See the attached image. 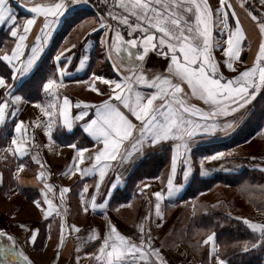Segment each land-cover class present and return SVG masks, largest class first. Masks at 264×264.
Listing matches in <instances>:
<instances>
[{
	"label": "snow or ice",
	"instance_id": "obj_1",
	"mask_svg": "<svg viewBox=\"0 0 264 264\" xmlns=\"http://www.w3.org/2000/svg\"><path fill=\"white\" fill-rule=\"evenodd\" d=\"M88 2L89 0H31L23 6L32 15L21 24L13 13L10 0H0V25H8L10 36L15 38L10 51H3L0 55V61L6 62L11 71L12 81L9 82L5 75L0 74V131L10 118L14 121V134L5 151L11 153L17 161L31 155L33 162L40 165L37 180L43 187L39 189V197L33 198L32 203L47 221L54 213L61 216L60 209L64 207L66 194L71 189H59L61 205H55L49 198V193L54 190V185L48 182L51 173L46 175L38 154L31 153L35 146V136L33 133L29 138L30 127L43 128L49 143H55L53 133L56 128L71 132L79 122L82 131L96 142L94 151L75 144L69 145L75 149V155L67 174L79 173L81 178L98 174L99 177L94 186L95 192L89 194L87 183L80 190V207L84 213H88L89 209L95 212L97 209L107 208L116 184L109 187V196L103 202L97 203V194L113 167L110 162L123 165L134 159L133 152L129 151V144L136 150V154L143 152L145 148L170 146L167 191L152 193L155 197V214L162 217L160 202L165 197L176 196L180 191L181 185L174 183L178 167L183 168L185 178L190 174L192 146L196 140L217 131L218 117L231 116L235 123L238 117L242 118L249 110L258 95L264 94V39L259 43L251 66L239 70L235 65L240 60V49L245 36L239 16L231 3L219 0V7L213 9L206 0H115L112 7L121 9V13L117 15L110 10L107 17L101 15L99 18V29H92L93 32L104 31L100 43L105 49L107 60L112 62V68L120 74L116 79L92 74L88 82L91 91L106 98L98 103L80 100L73 105L70 98L63 95L61 102L59 89L64 87L63 77L69 75L68 65L73 59L71 54L65 55L70 49L64 48L54 57L60 79L49 77L42 83L41 90L47 103H34V107L39 110V115L34 120L28 123L16 120L26 91L40 87L39 81L35 79L37 62L59 20L76 5ZM260 3L264 4V0H260ZM240 6L256 22L261 37H264V14H253L247 8L246 0H240ZM230 16L235 19L234 28L230 25ZM38 17H43L40 33L36 36V42L31 45L30 52H26L25 49L29 47L26 43L28 34ZM109 20L118 23L113 27ZM120 25L126 27V35ZM218 25L221 26L222 37L226 35V46H223L226 59L223 64L229 70L237 72L231 78L223 76L214 57V47H222L213 36V28ZM150 54L165 59L166 67L163 71L153 72L146 68ZM86 59L88 57L81 59V67ZM62 61L67 63L61 66ZM97 82L106 88H101ZM190 98L202 101L207 110L190 103ZM73 107L79 110L75 114ZM224 127L230 128L232 124L226 123ZM86 153L91 163L82 166ZM225 155V152L218 151L204 157L201 160V175L206 174L204 160H217ZM26 167L25 163L19 162L13 173L14 178L19 180L18 173ZM2 183L3 177L0 174V184ZM256 187L264 190V186ZM140 192L143 195V189ZM66 215L67 208L64 207V216ZM105 216L107 217V213ZM144 219L150 220V217ZM236 219H243L244 225L254 234L252 241L244 242L241 251L264 248V222L241 217ZM105 223L107 231L103 234L100 247L95 253L86 254L95 264H166L160 249L153 246L150 230L145 237L143 222L138 225L139 242L122 234L110 219L106 218ZM19 227L28 233L26 240L35 244L39 229L29 228L23 223ZM66 228L69 229V234L81 231L77 225H67L62 216L59 222L61 247ZM0 238L9 241L7 244L0 243V264H33L23 248L18 246L15 236L0 229ZM99 238L100 234L96 229L89 231L90 241ZM203 244L212 245L209 258L213 264H229L219 252L215 233L207 235ZM79 250L78 248L77 251ZM79 261L80 257L77 256V264Z\"/></svg>",
	"mask_w": 264,
	"mask_h": 264
},
{
	"label": "crops",
	"instance_id": "obj_2",
	"mask_svg": "<svg viewBox=\"0 0 264 264\" xmlns=\"http://www.w3.org/2000/svg\"><path fill=\"white\" fill-rule=\"evenodd\" d=\"M30 2L31 0H10L13 13L17 15L21 24L32 15L23 6L24 3ZM206 2L213 9L219 7V0H206ZM225 2L234 6L245 36L240 49V60L235 65L239 70H243L246 66H251L259 43L264 37H261L256 22L252 21L245 8L240 6V0H225ZM90 3L76 5L59 20L37 62L38 71L35 79L39 81L40 87L26 91L25 100L19 105L16 120L28 123L39 115L34 103L37 101L47 103L41 90L42 83L49 77L60 79L59 73L56 72L54 57L64 48L70 49L65 55L71 54L73 59L68 65L69 75L63 77L64 87L59 89L61 102L63 95H67L73 105L80 100L98 103L106 98L91 91L88 82L92 74L112 79L118 78L120 74L112 68V62L107 60L105 49L100 43L104 31H92L93 28L99 29L98 20L101 15L99 9ZM246 4L253 14L257 16L264 14V4H261L260 0H246ZM110 10L117 15L122 11L108 5L105 17ZM109 22L113 27L118 23L113 20ZM229 22L234 28L235 19L230 16ZM42 23L43 17H38L37 23L28 34L26 43L29 47L25 49L26 52H30L31 45L36 42ZM220 27L218 25L213 28V36L222 45V47H214V57L220 65L223 76L231 78L237 72L229 70L223 64L226 59L223 54L226 35L222 37ZM120 28L126 35V27L120 25ZM9 32L8 25H0V55L3 51H10L14 45L15 38L11 37ZM72 45L75 47L73 48ZM100 46L104 57L98 54ZM84 57L88 59L81 67L80 61ZM63 63L67 61H62L61 66ZM165 67L166 61L163 57L150 54L146 64L147 69L157 72L163 71ZM0 74L5 75L9 82H12L11 71L6 62L0 61ZM97 84L101 88H106L99 82ZM189 102L207 110V106L197 98H190ZM72 111L75 114L79 110L73 107ZM218 121L217 131L199 137L193 144L191 171L187 178L183 175V168L178 167L174 183L181 185L180 191L176 196L165 197L160 202L162 217H157L155 214V197L152 193L167 191L170 146L145 148L143 152L136 154V150L129 144L128 148L133 152L134 159L131 163L123 165L110 162L113 167L110 168L97 194V203L103 202L105 197L109 196V187L113 183L116 184L110 194L107 208L97 209L95 212L89 209L88 213H84L80 207V190L87 183L89 194L95 192L94 186L99 177L98 174H90L84 178H81L79 173L67 174L68 166L75 155V149L69 145L75 144L77 147H86L94 151L93 146L96 142L82 131L79 122L71 132L56 128L53 133L55 143H49L43 128L30 127L29 138L33 133L35 136V146L32 147L31 153L38 154V159L44 164L46 175L51 173L48 182L54 185V190L49 193V198L55 205H61L59 189L61 187L71 189L63 202L64 207L67 208V215L64 216V207H61V216L54 213L46 221L41 211L32 203L33 198L39 197V189L43 187L37 180L40 165L33 162L31 155L22 161H17L11 153L5 151L14 134V121L10 118L0 131V174L3 177V183L0 184V229L18 239V246L23 248L33 264H77V256L80 257L79 264H95V261L86 254L95 253L100 247L103 234L107 231L106 218L110 219L122 234L136 242H139L140 238L138 225L143 222L145 237L150 230L153 246L160 249L166 264H213L209 258L212 245L203 244L207 235L212 233H215V242L219 246L222 258L227 260L224 254L225 243L220 239L218 230L224 225L226 228L230 221L238 220L243 223V219L236 217L249 218L257 222L264 221V209L258 207L259 202L264 201V190L256 187L264 186V94L258 95L249 110L242 118L238 117L235 123L232 122L231 116L218 117ZM226 123L232 124V127L225 129ZM218 151H223L226 155L217 160H204L203 168L206 174L201 175V160ZM229 152L231 155H227ZM85 156L82 166L91 163L87 159V153ZM19 162L25 163L27 167L18 173L19 180H17L13 173ZM144 185L149 187L145 188ZM231 189L233 194H229ZM88 198L90 199V195ZM4 199L8 202H3ZM62 216L67 225H77L81 231L69 234V229L66 228L61 247L59 222ZM145 217H150V220H145ZM206 217H209L211 223H206ZM21 223L29 228L39 229L35 244L26 240L28 233L19 227ZM91 229L97 230L100 234L99 239L95 241L88 239ZM237 238H241V241H235L234 247L237 246L241 251L244 242L253 240L254 234L240 233ZM0 243L7 244L9 241L0 238Z\"/></svg>",
	"mask_w": 264,
	"mask_h": 264
},
{
	"label": "trees",
	"instance_id": "obj_3",
	"mask_svg": "<svg viewBox=\"0 0 264 264\" xmlns=\"http://www.w3.org/2000/svg\"><path fill=\"white\" fill-rule=\"evenodd\" d=\"M207 221L206 223H211L209 217L205 218ZM221 227L218 232L220 239L225 243L224 249H225V256L227 260L232 264H254L252 263V259L257 261L258 264H264V248H256L252 249L248 252L239 251L236 247H234L235 241H241V238H237L240 233L243 234H253L251 230L247 228L243 223L240 221H230V223L227 224V227L224 228ZM243 239V238H242ZM245 240V239H244ZM252 241V240H248ZM257 254L255 257H251L250 255ZM252 258V259H250Z\"/></svg>",
	"mask_w": 264,
	"mask_h": 264
},
{
	"label": "rangeland",
	"instance_id": "obj_4",
	"mask_svg": "<svg viewBox=\"0 0 264 264\" xmlns=\"http://www.w3.org/2000/svg\"><path fill=\"white\" fill-rule=\"evenodd\" d=\"M90 2H92V3H90ZM89 3L90 4H92V5H95L98 9H99V11H100V15H103V16H106V12H105V10L107 9V6L108 5H110V6H112V5H114L115 4V0H89ZM89 4V5H90ZM98 54L101 56V57H104L103 56V53H102V48H101V46H100V48H99V50H98ZM229 194H233V190L231 189L230 191H229ZM243 200V199H242ZM8 202V200L7 199H4V201L3 202ZM244 201V200H243ZM264 201H260L259 202V205H258V207H259V209H264ZM260 222V221H259ZM264 222V221H263ZM251 257H255V256H257V254H252V255H250ZM256 258V257H255ZM255 258L254 259H252V258H250V259H252V263H254V264H258L257 263V261L255 260Z\"/></svg>",
	"mask_w": 264,
	"mask_h": 264
}]
</instances>
